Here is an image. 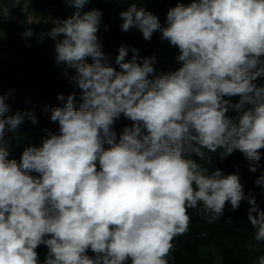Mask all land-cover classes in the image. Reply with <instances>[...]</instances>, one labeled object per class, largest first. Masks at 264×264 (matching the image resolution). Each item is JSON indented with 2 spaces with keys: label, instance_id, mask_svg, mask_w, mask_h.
I'll list each match as a JSON object with an SVG mask.
<instances>
[{
  "label": "trees",
  "instance_id": "obj_1",
  "mask_svg": "<svg viewBox=\"0 0 264 264\" xmlns=\"http://www.w3.org/2000/svg\"><path fill=\"white\" fill-rule=\"evenodd\" d=\"M235 2L0 0V264H264V0Z\"/></svg>",
  "mask_w": 264,
  "mask_h": 264
},
{
  "label": "clouds",
  "instance_id": "obj_2",
  "mask_svg": "<svg viewBox=\"0 0 264 264\" xmlns=\"http://www.w3.org/2000/svg\"><path fill=\"white\" fill-rule=\"evenodd\" d=\"M251 0H236L235 4L236 6L240 7H250L252 6V3L254 0H252L251 3H249ZM243 35V33H240ZM236 41H238L235 37L233 38ZM227 43V42H226ZM227 51L230 54V57L233 56L234 49L231 45L227 43ZM215 60L221 61L218 58H213ZM249 59V58H248ZM143 73V72H142ZM145 76L154 78L157 80V84L168 87L169 86V72H159L155 68L143 73ZM39 195V191L37 192ZM20 209V204L17 200H14L11 197H3V191L1 192L0 196V251H2L3 255L10 250V244L15 243L17 240L12 233L9 235V231L12 229L11 226L14 224V216L17 214V212ZM120 248V244L116 243L115 246L111 249L105 250L107 253L114 252L116 249Z\"/></svg>",
  "mask_w": 264,
  "mask_h": 264
},
{
  "label": "rangeland",
  "instance_id": "obj_3",
  "mask_svg": "<svg viewBox=\"0 0 264 264\" xmlns=\"http://www.w3.org/2000/svg\"><path fill=\"white\" fill-rule=\"evenodd\" d=\"M216 264H225V263H223L222 260H221L220 258H217V259H216Z\"/></svg>",
  "mask_w": 264,
  "mask_h": 264
}]
</instances>
